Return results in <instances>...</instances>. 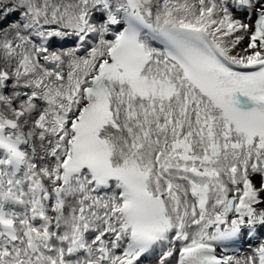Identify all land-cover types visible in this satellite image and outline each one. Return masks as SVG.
<instances>
[{
    "label": "snow or ice",
    "instance_id": "obj_1",
    "mask_svg": "<svg viewBox=\"0 0 264 264\" xmlns=\"http://www.w3.org/2000/svg\"><path fill=\"white\" fill-rule=\"evenodd\" d=\"M158 248L264 264V0H0V264Z\"/></svg>",
    "mask_w": 264,
    "mask_h": 264
},
{
    "label": "bare ground",
    "instance_id": "obj_2",
    "mask_svg": "<svg viewBox=\"0 0 264 264\" xmlns=\"http://www.w3.org/2000/svg\"><path fill=\"white\" fill-rule=\"evenodd\" d=\"M54 41H55L56 45L60 47V50H62V47H64V46H67V47L63 50L69 49L74 44L72 38H64V39L54 38ZM248 253H249V251H246L244 254H248ZM154 256H155L154 254H151L150 256H148L147 259L151 261V260H153Z\"/></svg>",
    "mask_w": 264,
    "mask_h": 264
}]
</instances>
